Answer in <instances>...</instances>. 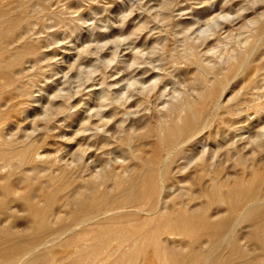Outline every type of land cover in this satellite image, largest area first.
Returning a JSON list of instances; mask_svg holds the SVG:
<instances>
[{"label": "rangeland", "instance_id": "374dc122", "mask_svg": "<svg viewBox=\"0 0 264 264\" xmlns=\"http://www.w3.org/2000/svg\"><path fill=\"white\" fill-rule=\"evenodd\" d=\"M4 1L7 3V1L10 2L12 0H3L2 3ZM70 1L61 0L60 3L59 0H48V11H41L39 14L42 20L41 22H44L45 19H47L45 24L47 25V22H49L50 25L46 26L44 23H39L33 27V31H28L30 34L26 32L25 36L28 39L30 38L32 41L34 38L35 40L38 39L37 41H34L36 42V45L38 44L37 46L43 54V60L42 62H36L35 58H28L24 62L26 65L23 64L24 66H20V70L28 69L31 71L29 72L27 70V73L34 74L41 69L39 73L41 75H38V78L35 79L36 81H33L35 86L32 83V93L35 95L33 94L34 101L33 99L30 101L33 102V104L31 103V108L28 109L26 104L19 105V109L23 108L22 112L19 113L21 117L18 113H12L9 126H6L8 130L14 129V131L12 130L11 132L14 134L17 133L15 135L19 138L21 137L20 139H24V141H27L30 136H34L33 139H35V142L36 139L39 138L35 143L36 148H38L37 150L40 151L39 148L41 147L39 160H53L54 163L55 161L57 163V165L55 163L56 169H54V165L52 166V173L55 172L57 174L60 172L58 169L60 168V162L58 161H61V167L69 166L76 172V176L78 177L77 182H81L82 178L86 179L92 174H100L105 168L104 172L113 169H116L117 172L120 169L124 171L125 167H127L133 160L130 153L143 154V151L146 152L149 150L151 138L143 137L145 132L143 128L141 129L144 125L143 123H145L146 120L148 121V119H153L154 116V119L161 118L162 120H167L173 117L172 114H174V112L177 115L181 110L174 112L171 111L174 104L182 107L186 102H197L201 96L199 93H203L202 90H205V86L207 87L208 84H213L216 78L220 76L219 73L222 74L226 72V70H229V68L238 61L239 52L245 54V64H242L239 67L241 70L238 69L239 71L230 75L225 83V87L222 88L225 91L220 89L216 95V97H218H215V101L208 104L206 106L207 109L205 107V115L203 114L200 122V131L198 130L195 134H198L197 136H200V139L194 135L195 137L191 138V141L187 140V143L190 144L184 142L181 146L183 150H189V152H192L194 154V159L190 162L186 161L182 163L186 169L182 168L181 173L178 176L181 175L180 177H187L189 181L192 180V184L188 180L183 183L171 180L165 185V194H175L182 190L185 191L188 188L197 197L200 195L199 198L195 200V202L200 204L203 203L202 201H206L202 192L205 193L208 190L207 187L209 188L210 186V177L214 176V174L218 172L222 173H218L216 178L224 183L229 184L230 182V184H232L236 179L245 180L246 178V181L247 179L249 181L254 177L253 174L264 171V109L263 112H261L262 107L264 106V35L259 38V42H257L258 44L256 43L258 46L253 47L255 49L252 48L249 50V43L252 40H249V38H253L254 31H256H252V29H257L255 27L258 26L259 21L261 22L264 20V0ZM2 3L0 2V6H3ZM61 5H65V8H61ZM69 8H71V10ZM59 11L63 14L66 13V16ZM53 14L55 15L51 16ZM56 15L58 16L57 18ZM73 16L75 18H73ZM59 17H65L66 24L61 23V21L59 22ZM73 19L76 20V23L73 22L74 24H70L67 22V20ZM66 25L68 27H66ZM39 33H41V35ZM34 34H36V36H34ZM32 36H34V38ZM45 36H48L47 40H45ZM188 42L191 44L193 43L192 48L194 46L193 49L195 52H193L194 50L191 48V45L188 46ZM44 45L46 47L45 49L42 48ZM195 45H197V48H195ZM187 47L190 49H186ZM242 48H244V50ZM187 50L191 51L192 56L189 54L190 51L188 53L189 55L186 54ZM173 54H176L175 57ZM194 55L195 57H198L199 60L202 58L201 60H203L204 63L201 60L200 61L208 68L206 74L205 72H201L204 74H199L198 70L201 71V69L192 61L193 59H191L195 58ZM178 58H180L181 61ZM170 64H172V66ZM43 65L45 68H43ZM30 66L33 67L30 68ZM178 67L181 68L179 69ZM209 67H212V70ZM163 76L165 77L163 78ZM209 76L211 79L208 78ZM209 79L211 81H209ZM199 88L202 89L200 90ZM38 89H41V91ZM155 92L160 95H157ZM145 93L146 96H144ZM146 97H149L148 102ZM114 101L116 102L114 103ZM182 101L183 103L185 101V103L183 104ZM178 102L180 104H178ZM257 104H260V106L258 105L259 107L257 106L255 108V105ZM65 105L69 106L68 109ZM223 106L225 107L223 108ZM58 107L59 109H64L63 111L66 113L61 110H59V112ZM181 107L179 108L182 109L183 107ZM212 108L214 109L212 110ZM224 109H227L228 112ZM253 109L255 112L252 111ZM257 112H259V114ZM116 113L119 116H117ZM227 113H230V116L232 117L228 116L229 114L226 115ZM68 114L70 115V119L68 118L69 120L67 119L69 116ZM111 114L113 117L109 119L108 117H111ZM215 115H217L218 118ZM233 115H237L238 117ZM73 117H75V119ZM17 119L22 121L17 122ZM108 120L111 121L108 123ZM206 120L207 124H205ZM211 120L214 122L209 125V123L212 122ZM215 120L218 124L215 123ZM64 121L69 122L68 124L66 123L62 125ZM105 121H107V125ZM228 121L230 123H228ZM70 122L72 124H70ZM242 125L246 128L244 127L245 129H243ZM94 126L98 127L95 128ZM211 126L213 128H211ZM206 127H208V129L217 130L209 131ZM32 128L37 132H34ZM228 128L229 130H226ZM20 129H22V131ZM120 129L124 131L123 134ZM236 129H238V131ZM19 130L21 133L18 132ZM135 131L137 133H135ZM233 131L243 134L236 136L237 133L235 134ZM132 132H134L135 136ZM211 132L213 135L215 134L213 132H216L215 139L218 138L217 133L219 132L221 136L217 139L219 142L211 136ZM29 133L34 134L29 135ZM77 133L82 135L80 136ZM200 133L201 135H199ZM115 134L116 136H114ZM90 135H93V139L90 138ZM207 136L209 138L211 137V139L207 140ZM71 137H73L72 140H66L69 138L71 139ZM103 137H106L104 140L108 139L112 142L113 146L115 145V148L113 149L116 150H111L112 147H107L104 151L98 149V140ZM84 139H87L86 141L88 143ZM123 139L125 141H123ZM133 140L134 142L131 144V141ZM215 141L217 142L215 143ZM192 142H194V144L197 142L195 144L197 147ZM205 143H207V145ZM188 145L192 146L189 148ZM143 147L144 149H142ZM135 148L139 150H136ZM241 148L243 149L241 150ZM59 149L61 150L58 151ZM106 151H108V153H106ZM239 151H241L240 156L237 155V153L239 154ZM41 153L43 155H41ZM203 153L206 154L205 156L209 160L207 161V164H210H208L207 168L208 172L212 173V175H206L200 170L201 156H203ZM196 154H198L197 157ZM45 157L47 159L43 160ZM227 157H229V159ZM237 159L241 161L243 160L242 162L244 164H242L241 161L238 162ZM198 163L200 164L199 167ZM114 166L115 168H113ZM122 166H124V169ZM118 167L119 169H117ZM176 169L177 168L175 167L174 171H176ZM255 169H258L261 172ZM213 170L215 173H213ZM90 171H93L94 173ZM227 174L229 176L233 175L234 180ZM78 175L81 177L80 179ZM242 175L244 176L242 177ZM38 180L39 181H34L35 183L33 182V186H40L39 190L42 191L47 189V185L51 184L49 178L45 175L41 176ZM46 181L47 184H43ZM183 187L186 189H183ZM21 190V193H23L24 189L22 188ZM66 191L63 192L64 194L61 193L62 196L60 194L58 198L60 199L67 194L69 197H74L76 192V190H73L72 188ZM39 199L40 198H37V201H39ZM262 201H264V196L262 197ZM24 203L25 201L17 198L9 204L10 210L0 215L1 229L21 234L26 231L28 222L32 220V217L28 216L26 213V205ZM216 207L217 206L212 207L210 209L211 212L207 209V216H217L218 214L219 216L224 215L223 210H225L226 207L224 205H220L218 208ZM220 210L223 211L221 214ZM211 213H214V215H211ZM64 217L65 216H51L49 221L56 222ZM103 218L105 217L103 216ZM81 228L82 226H78L76 230L79 231ZM237 229H241V232L238 230V233L235 232L237 233V236L242 233V235H246L243 236L242 245L243 248L245 246L246 249L244 250L248 254L251 253V255L253 254L252 256H260L264 253L262 252L263 248L260 243L251 238V234L255 231L252 222L243 221ZM69 236L70 234H65L61 240H55L51 243V246L50 244H48V246L53 247L55 252L63 253L68 249H63L65 246L62 244H64ZM164 237L171 243L175 240L183 239L181 235H165Z\"/></svg>", "mask_w": 264, "mask_h": 264}, {"label": "bare ground", "instance_id": "6f19581e", "mask_svg": "<svg viewBox=\"0 0 264 264\" xmlns=\"http://www.w3.org/2000/svg\"><path fill=\"white\" fill-rule=\"evenodd\" d=\"M2 1L3 0H0L1 3ZM47 1L48 0H12L10 2L7 1V3L6 1H4L5 3L4 2L2 3L3 6H0V215H2L5 212H8L10 210L9 204L14 199L18 198L19 200L25 201L24 204L26 205L25 206L26 213L28 214V216L32 217V220L28 222V227L26 231L22 234L18 232L14 233L13 231H7V230H3L0 228V264H264V253H262V255L260 256H252L253 254L251 255V253L248 254L244 250L246 249L245 246L243 248V245H242L243 236H246V235H242L243 233L238 234L239 236L236 235L238 233L237 228L240 226V224L243 221L252 222V225L255 228L254 229L255 231L251 234V238L260 243L261 247L263 248V251L262 250L260 251L264 252V201H262V197L264 196V171L261 172L258 169H255L261 173L256 172L257 174H253L254 177L251 178V180L249 181L248 179L246 181L245 177H244L245 180L236 179L234 183L232 184H230L229 181H228L229 184H227L217 179L216 178L217 174L220 172L214 174L215 177L214 176L210 177V180H209L210 186L209 188L207 187L208 190L205 188L207 191L205 190L206 191V192L204 191L205 193L202 192V194H204L203 196L205 197L206 201L205 202L202 201L203 203L199 202L200 204L195 202V200L199 198L200 195L197 197L188 188L185 191L182 190L175 194H165L166 193L165 185L167 182H170L171 180H175L179 183L181 182L183 183L188 180L187 177L185 176L180 177L181 175L180 176L178 175L181 173L182 168L186 169V167H184V164L182 165V163L186 161H189V162L192 161V159H194L193 158L194 154L192 152H189V150H183L181 146L184 142H186V144H190V143H187L188 142L187 140H190L191 138L198 135V134L197 135L195 134L198 132V130L200 131V128H199L201 125L200 122L204 114L205 107L208 104L215 101V97L218 94V91L222 89L223 87H225V83L229 79L230 75L239 71L238 70L240 69L239 67L242 64L243 65L245 64L244 62L246 59L245 54H241L239 52L238 61L235 64H233L229 68V70H226V72L222 74L219 73L220 76L216 78L213 84L212 83L211 85L208 84L207 87L204 85L205 90H202L203 93H199V95L201 94V96L197 102L192 103L187 99L189 102L185 103L184 101L185 103L184 104L182 101V103L184 104V106H182L183 108L177 104H174L172 106L171 111L173 112L180 111V110L181 111L177 115L174 112L175 115L172 114L173 117L167 120H162L161 118L154 119L155 116L153 117V119H150V120L148 119V121L146 120V122L143 123L144 125L141 127V129L143 128L145 130L143 134L144 138H151L149 150L145 148L147 151L146 152L143 151V154L130 153V156H132L131 158H133V160L127 167H125L124 171L120 169L117 172L116 169L115 170L113 169V170H108L104 172V170L106 169L105 168L103 169V171L101 170L103 173L101 172L100 174H92L86 179L82 178L81 182H77L78 177L76 176V172L73 171V169H71V167L69 166L61 167L62 166L61 161H58L60 162V165H61V166L59 165L60 168L57 167L60 172H58L59 174L58 173L56 174L55 172L52 173V170H51L53 168L52 167L53 165H54V169H56L55 168V166L57 165L56 161H55L56 163L55 165L53 160H46V161L39 160L41 147L39 148L40 149L39 151L37 150L38 148H36L35 146V143L37 142V139L39 138H37L35 142V139H33L34 136H30L27 139V141H24V139H20L21 137L19 138L17 137V135H15L17 133L14 134L11 132L12 130L14 131V129L8 130V128L6 127L7 125L9 126V121L12 118V113H18L19 115V113L22 112L23 108L19 109V105L26 104L28 106L27 108L29 109L31 108L33 104V102H30V101L32 99L34 101L33 96L35 94L32 93V89L34 85L33 81L38 78V75H41L39 74L41 69L35 72L34 74H29L27 72L28 71L30 72L31 70H28V69H27L28 71L23 70L22 69L23 67L21 68L22 70H20V66L25 64L24 62L28 58H31V57L35 58L36 62H42L43 60V54L40 51V48L37 46L38 44L36 45V42H35L38 40V39L35 40L34 38L36 34L32 36L34 38L33 41L30 38L28 39L25 35H26V32L32 30L36 24H39V23L45 24L47 19H45V21L43 20L44 22H41L42 20H41L39 13L41 11H48ZM60 1L61 0H59V2ZM67 1H70V0H67ZM64 6L61 5V8L62 7L65 8ZM69 9L71 10V8ZM59 12L61 13V11ZM54 15L55 14L51 16H54ZM63 15L66 16V13ZM57 17L58 16L56 15V18ZM63 18L59 17L58 18L59 22L61 21V23H65L66 18L65 17ZM73 18L75 17L73 16ZM67 22L72 24L73 22L76 23V20L74 19L67 20ZM47 23H48L47 25L45 24L46 26L50 25L49 22ZM67 25L66 27L69 26ZM255 28L257 29H252V31L256 30L254 31L253 38L247 37L249 38V40L252 39L249 43L250 45L249 50H251L253 47L258 46L257 42H259L258 41L259 38L262 35H264V20L261 22L259 21L258 26ZM71 29H72V26H71ZM28 33L30 34V32ZM39 34L41 35V33ZM48 36H45L46 37L45 40H47ZM230 36H231V33H230ZM189 42H188V46L191 45V48H192L193 43L191 44ZM263 43H264V40H263ZM195 46H196L195 48H197V45ZM42 48L45 49L46 48L45 45ZM44 49H41V50H44ZM186 49H190V48L187 47ZM242 49L244 50V48ZM189 51L190 50H187L186 54H188ZM193 52H195V50ZM189 54H191V51ZM175 55L173 54L174 57ZM190 56H192V54ZM178 59L180 60V58ZM191 59H193L192 61L201 69V71L198 70L199 74L201 72H205L206 74V71L208 70V68L207 66H205V64H203L204 62L203 60H201L202 58H200V60L203 63L198 59V57L191 58ZM177 61L175 62L178 63ZM170 65L172 66V64ZM32 67L30 66V68ZM181 67H178V68L180 69ZM43 68H45L44 65H43ZM201 74H204V73H201ZM165 76H163V78ZM208 78H210V76ZM210 79L209 81H211ZM38 90L41 91V89H38ZM222 91H225V90L222 89ZM155 93L157 94V92ZM160 94H157V95H160ZM144 96H146V93ZM148 98H147V102L149 100ZM115 102L116 101H114V103ZM29 104H30V107H29ZM178 104L180 103L178 102ZM258 105L260 106V104H257L255 105V108ZM66 107L68 109L69 106H66ZM179 107H181L182 109H180ZM224 107L225 106H223V108ZM263 107H262L261 112H263V109H264ZM213 109L214 108H212V110ZM59 110L63 111L64 109L62 108L59 109L58 107V111ZM224 110L228 112L227 109H224ZM252 111L255 112L254 109ZM257 113L259 114V112ZM70 115L67 117V119L68 118L70 119ZM226 115L230 116V113H227ZM117 116L119 115L117 114ZM233 116L238 117L237 115H233ZM112 117L113 115L108 118L111 119ZM73 118L75 119V117ZM24 119H27V118H24ZM21 121L22 120H18L17 122H21ZM109 121L111 120H108V123ZM211 121L212 122L209 123V125L214 122L213 120ZM68 122L64 121L62 125L66 123L68 124ZM105 123L107 125V121H105ZM215 123H217L216 120H215ZM228 123L230 122L228 121ZM70 124L72 123L70 122ZM205 124H207V120ZM220 124H221V121H220ZM244 127L245 126H243V129L246 128ZM206 128L209 131L215 130V129H208V127ZM211 128L213 127L211 126ZM20 130L22 131V129ZM20 130L18 132H20ZM32 130L34 131L33 128ZM226 130H229V128ZM231 130H232V127H231ZM236 130L238 131V129ZM95 131H98V130H95ZM136 131L135 133H137ZM237 131L234 132L235 134L237 133L236 136L243 134V133L240 134ZM34 132H37V131H34ZM123 132L124 131H122V134ZM219 132L217 133L218 138L221 137ZM132 133L134 134V132ZM213 133L215 134L213 135L211 132L212 134L211 136L214 137L215 139L216 132H213ZM32 134L29 133V135H32ZM96 134H99V133H96ZM78 135L81 136L82 134H78ZM199 135H201V133ZM114 136H116V134ZM72 138L73 137H71V139L69 138L66 140L70 141L72 140ZM90 138L93 139V135L92 136L90 135ZM104 138L106 137L99 139L101 141L98 140L97 148L102 149L104 151V149H106L107 147H110V148L112 147L111 150L113 151L116 150V149H113L115 148L114 147L115 145L113 146L112 142H110L108 139L104 140ZM209 139H211V137L207 138V140ZM134 140H135V137H134ZM134 140L131 141V144L132 142H134ZM123 141L125 140L123 139ZM217 141H215V143ZM95 143H94V146H95ZM192 143L194 144V142ZM205 144L207 145V143ZM202 145H203V142H202ZM191 146L188 145L189 148ZM137 148L135 149L139 150ZM206 148L209 149L208 147ZM61 149H59L58 151H60ZM142 149H144V147ZM242 149L243 148H241V150ZM66 150L68 151V149ZM85 150H88V149H85ZM237 152H238V149H237ZM240 152L241 151H239V154L237 153V155L240 156ZM106 153H108V151H106ZM41 155L43 154L41 153ZM197 155L198 154H196V157ZM205 155L206 154L203 153V156H201L202 158H201L200 170H202L206 175H212V173L208 172L207 166L210 163L207 164V161L209 160L208 158H206ZM46 157L43 158V160L47 159ZM229 157L227 158L229 159ZM242 157L245 158L244 156ZM237 160L238 162L241 161L239 159ZM242 161L241 163L244 164ZM71 165H72V162H71ZM199 165L200 164L198 163V167ZM225 165H226V162H225ZM225 165L223 166L226 167ZM122 167L124 169V166ZM175 167L178 170L176 169V171H174ZM113 168H115V166ZM117 169H119V167ZM90 172H93V171H90ZM213 173H215L214 170H213ZM226 173H229V172H226ZM43 175L49 178L51 184L47 185L48 187L46 190L42 191V190H39L40 186L34 187L33 182L36 180L39 181L38 179L41 178V176ZM243 176L244 175H242V177ZM233 177L234 176L232 175L231 178ZM80 178L81 177L79 176V179ZM47 181L44 182L43 184L45 183L47 184ZM189 182H191L192 184V180ZM22 188L24 189L23 193H21ZM70 188H72L73 190H76L74 197H69L67 196L68 195L67 194V195H64V197L60 199L58 198L61 193H63L64 191ZM184 188L185 187H183V189ZM37 198H40L39 201H37ZM220 205H224L226 207V209L223 210L224 215L219 216L218 214L217 216H207L208 215L207 214L208 211H206L207 209L210 211L212 207L217 206L216 208H218V206L220 207ZM223 211L220 210V214ZM211 215H214V213H211ZM51 216H65V217L55 222V221H49ZM103 216L105 218H103ZM78 226L80 227L82 226L81 230L79 231L76 230ZM65 234H70V236L62 245L65 246V248L63 249L67 248L68 250L63 253L55 252V250H53L54 248L50 247L51 243L54 242L55 240H61L63 235ZM165 235L166 236L167 235H171V236L181 235L183 239L175 240L171 243L168 239L164 237ZM48 244H50V246H48Z\"/></svg>", "mask_w": 264, "mask_h": 264}]
</instances>
